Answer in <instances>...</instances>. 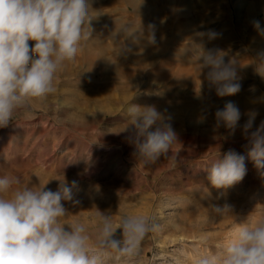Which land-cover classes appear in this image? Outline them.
Segmentation results:
<instances>
[{
	"label": "rangeland",
	"instance_id": "obj_1",
	"mask_svg": "<svg viewBox=\"0 0 264 264\" xmlns=\"http://www.w3.org/2000/svg\"><path fill=\"white\" fill-rule=\"evenodd\" d=\"M129 1L135 0H90L94 37L75 61L66 62L57 73V92L45 101H31L29 110L18 112L12 124L0 128V176L21 181L12 186L8 196L17 188L45 184L55 191L63 177L69 184L78 181L76 199L81 203L76 207L66 203L70 213L61 218V223L84 224L90 244L100 227L97 209L110 212L114 223L123 216H145L159 224V230L142 242L137 257L129 260L113 253L104 258L103 264H196L202 256L221 254L244 220L255 222L264 217V178L248 159L241 129L230 134L223 126L214 127L216 109L229 101L241 110L240 125L248 118L244 114L253 109L258 112L253 130L264 120V79L253 65L264 53V36L252 23L259 21L264 29V4L256 12L247 11L253 0L191 5L192 14H199V24L209 23L202 32L211 29L219 34L212 41L201 37L195 44L222 49L226 60L239 59L241 91L221 98L214 90L209 91L206 69L200 73L198 64L195 75L181 80L167 71V66H173L182 56L187 58L182 60L194 57L187 41L179 39L171 46L179 56L167 55L163 62L140 69L131 65L128 78L121 74L133 47L121 38L106 37L104 22L116 20L121 25L140 28L143 24L146 28V21L152 20L149 13L157 10L154 7L162 10V0H138L142 15L131 10ZM29 44L34 45V41ZM124 44L132 51L120 56ZM88 50H101L104 59L87 60ZM130 103L154 104L171 116L178 142L170 158L148 166L137 160L129 133L123 131L127 127L124 109ZM200 118L203 122H198ZM229 149L245 156L247 174L226 191L217 190L208 183L205 169ZM225 202L234 206L233 215L221 217L212 212L211 204Z\"/></svg>",
	"mask_w": 264,
	"mask_h": 264
},
{
	"label": "clouds",
	"instance_id": "obj_2",
	"mask_svg": "<svg viewBox=\"0 0 264 264\" xmlns=\"http://www.w3.org/2000/svg\"><path fill=\"white\" fill-rule=\"evenodd\" d=\"M90 9V0H0V128L12 124L18 112L29 110L31 101H45L57 92V73L66 62L75 61L86 42L94 37ZM252 23L264 36L259 21ZM110 35L113 39L123 36L135 44L158 43L153 23L137 29L122 24ZM198 35L212 41L219 34L209 29ZM29 41H34V45ZM131 51L124 44L120 56ZM189 52L200 73L207 69L209 91L214 90L221 98L241 91L238 58L226 60L222 49L206 48L203 44H193ZM260 56L253 65L256 74L264 79V53ZM165 112L154 104L130 103L124 109L127 127L123 131L129 133L134 155L145 166L170 158L172 147L178 142L171 116ZM244 115L248 118L240 125L241 110L229 101L222 109H216L214 127L223 126L230 134L241 129L247 141L244 147L248 159L264 178V120L253 130L258 112L253 109ZM247 170L245 156L233 149L222 158L218 155L205 169L210 186L222 191L240 183ZM58 181L55 191L45 184L17 188L8 196L12 186L21 181L18 177L0 176V264H103L104 258L113 253L130 260L139 255L146 237L159 230L153 218L123 216L114 223L110 212L97 209L100 227L90 244L84 224L61 223V218L70 213L65 204L76 207L81 203L76 199L78 181L69 184L65 177ZM210 208L221 217L234 212V206L227 202L211 204ZM196 264H264V217L255 222L244 220L221 254L202 256Z\"/></svg>",
	"mask_w": 264,
	"mask_h": 264
},
{
	"label": "bare ground",
	"instance_id": "obj_3",
	"mask_svg": "<svg viewBox=\"0 0 264 264\" xmlns=\"http://www.w3.org/2000/svg\"><path fill=\"white\" fill-rule=\"evenodd\" d=\"M153 1L157 3L161 0H153ZM204 1L205 2L208 1V5H209V2L213 1V0H162L160 3V5H162L161 6L162 10L161 9L158 10L160 7L159 8L154 7V9H157V10H152V12L149 13V14H151L149 16V18L152 20L146 21L145 26H147L149 23H153L154 21L158 23L155 25L156 26V35H157L156 38H157V42H158L156 46L146 45V43L143 41H141L139 44H135L131 41V39L125 40V38L123 36H120L119 38L123 39L130 46L133 47V51L126 57L128 60V63L121 67L122 68L121 74L124 77L128 78L130 76V70H131L130 66L131 65H134L137 69H140V66H142V65H151V64H154V63L159 62V61L163 62L162 58L165 57V59H166L168 57L167 55L179 56V53H177L176 51L174 52V50H171V46H173L175 44L176 39H179L180 41H182L184 43H185V41H187L186 43H188L189 46H191V47L193 44L200 41L201 36H199L198 33H201L202 28L207 26L209 23L207 25H205V24L200 25L199 24V22H200L199 21V14H197V13L192 14V12L190 10H192L191 8L193 6L199 7L200 5H204L203 4ZM263 2H264V0H253L248 5L247 11L248 12H256L259 9L261 11L262 4H264ZM192 4H193V6L191 7ZM129 5H130V7H132V9H131L132 11L144 15L143 9L139 8V7H142L141 6L142 4H139L138 0L130 2ZM126 10L128 12H130L129 7H126ZM127 15H129V14H127ZM110 22L112 24H110ZM110 22L109 23L104 22L105 23L104 27L107 28V30L105 31V32H107L106 37L108 36V37L112 38L110 35V32L113 30L114 31L119 30L121 24L116 20H113ZM121 23L123 24V22H121ZM141 25H143V24H141ZM175 26L177 27L176 30L174 28ZM117 27H119V28H117ZM133 29H137V28H135L133 26ZM169 30L172 33V35H171V33L170 34L166 33ZM164 33H166V34L164 35ZM159 34H161L162 36L158 37ZM100 41L101 40H99V42ZM95 43L98 44L97 40L95 41ZM147 46H149L150 48ZM100 51L98 50V52H93L92 50H88L87 53L85 54V58H87V60H89V61L101 62V60L104 59V55L102 56V52H100ZM181 58L187 59L186 57H183V56ZM182 59L177 60L173 66H170V67L167 66V71L170 73L176 74L177 80H181L183 77L184 78L191 77V76L196 74V71H198L197 63L195 66H189L190 62H193V63L196 62L194 57L190 58L189 60H182ZM102 63H104V62H102ZM170 65H171V63H170ZM206 72H207V69H206Z\"/></svg>",
	"mask_w": 264,
	"mask_h": 264
}]
</instances>
